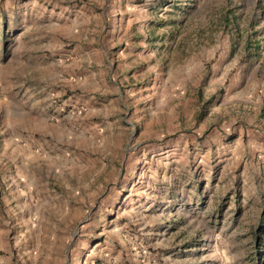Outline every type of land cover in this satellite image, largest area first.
I'll use <instances>...</instances> for the list:
<instances>
[{"label":"rangeland","instance_id":"374dc122","mask_svg":"<svg viewBox=\"0 0 264 264\" xmlns=\"http://www.w3.org/2000/svg\"><path fill=\"white\" fill-rule=\"evenodd\" d=\"M264 0H0V264H264Z\"/></svg>","mask_w":264,"mask_h":264},{"label":"trees","instance_id":"16d2710c","mask_svg":"<svg viewBox=\"0 0 264 264\" xmlns=\"http://www.w3.org/2000/svg\"><path fill=\"white\" fill-rule=\"evenodd\" d=\"M253 243V253H255L256 260H264V227L261 226L251 234Z\"/></svg>","mask_w":264,"mask_h":264}]
</instances>
